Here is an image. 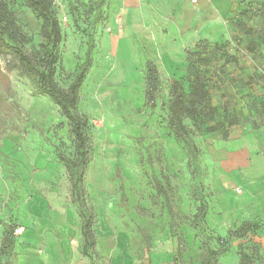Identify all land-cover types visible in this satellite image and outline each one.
Returning a JSON list of instances; mask_svg holds the SVG:
<instances>
[{"label": "rangeland", "instance_id": "rangeland-1", "mask_svg": "<svg viewBox=\"0 0 264 264\" xmlns=\"http://www.w3.org/2000/svg\"><path fill=\"white\" fill-rule=\"evenodd\" d=\"M1 1L25 53L41 61L40 19L21 0ZM96 1L45 0L61 32L58 89L67 90L91 45L76 109L87 120L80 188L93 247L83 255L68 122L0 55V264H11L10 246L25 239L55 264H174L171 224L181 264L201 263L207 237L211 264H264V115L252 108L264 99L263 0H101L99 9ZM197 44L217 45L222 56L206 68L217 119L226 110L241 123L224 137L184 119L192 153L169 127L168 100L173 80L187 87L186 52Z\"/></svg>", "mask_w": 264, "mask_h": 264}, {"label": "trees", "instance_id": "trees-1", "mask_svg": "<svg viewBox=\"0 0 264 264\" xmlns=\"http://www.w3.org/2000/svg\"><path fill=\"white\" fill-rule=\"evenodd\" d=\"M21 2L41 21L40 37L43 42L41 61H34L25 53L21 44L24 37L16 30L7 6L1 0L0 55L12 56L17 61L19 73L33 83L34 91L38 95L47 97L56 105L62 116L68 122L74 139L76 153V160L73 164L74 172L70 180L82 218L80 232L84 241L83 255H87V250L93 247L94 240L90 230L91 216L86 215L84 210L80 185L83 180L84 169L89 160L90 146L83 131L87 125V120L77 112L76 106L79 99V89L84 82L91 62V45H88L85 52V60L80 65L73 82L67 90L62 91L58 89L55 84L54 75L56 69L55 64L58 60V48L61 43L59 24L45 0H21ZM101 2V0L96 1V8H100ZM262 6L264 7V0L262 1ZM88 39L90 40L91 37L88 36ZM217 48V45L197 44L194 51L186 52L187 66L185 70V81L187 87L185 88L180 81L173 80L169 88V127L175 138L184 141L192 153L195 152L196 148L183 124L184 119L191 120L198 131L203 130L207 133H218L224 137L227 136L231 127L241 123L236 114L229 116L226 110H224L223 117L217 119L218 109L213 105L211 81L206 75L207 66L216 60L218 54L219 57H222L220 50ZM247 50L250 53H255L257 50L256 43H247ZM147 67L146 98L148 102H153L155 90V79L153 76L156 74V69L151 64H148ZM212 79H214V76ZM248 83H254V79H249ZM252 108L255 114L264 115V99L258 103L254 102ZM197 188L201 190L199 185ZM206 211L207 205L200 197L199 221L205 218ZM170 232L173 242V263L181 264L178 237L173 224L170 225ZM213 255L210 238L207 237V254L200 264H211Z\"/></svg>", "mask_w": 264, "mask_h": 264}, {"label": "crops", "instance_id": "crops-1", "mask_svg": "<svg viewBox=\"0 0 264 264\" xmlns=\"http://www.w3.org/2000/svg\"><path fill=\"white\" fill-rule=\"evenodd\" d=\"M154 4H156L157 0H152ZM191 6H199L201 5V1L197 0L195 4L191 3V0H188ZM168 4H171V1H168ZM23 245L10 246V250L12 251L13 257L11 258V264H55L50 262L48 258H45L37 253L36 250H33L32 247H27L25 244L28 243V240L25 239ZM37 247V246H35Z\"/></svg>", "mask_w": 264, "mask_h": 264}, {"label": "built area", "instance_id": "built-area-1", "mask_svg": "<svg viewBox=\"0 0 264 264\" xmlns=\"http://www.w3.org/2000/svg\"><path fill=\"white\" fill-rule=\"evenodd\" d=\"M197 0H191V3L192 4H195Z\"/></svg>", "mask_w": 264, "mask_h": 264}]
</instances>
